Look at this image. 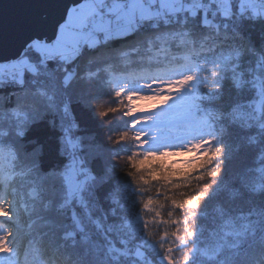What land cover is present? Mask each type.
<instances>
[{"label": "snow or ice", "instance_id": "snow-or-ice-1", "mask_svg": "<svg viewBox=\"0 0 264 264\" xmlns=\"http://www.w3.org/2000/svg\"><path fill=\"white\" fill-rule=\"evenodd\" d=\"M8 9L0 264H264V0Z\"/></svg>", "mask_w": 264, "mask_h": 264}, {"label": "water", "instance_id": "water-1", "mask_svg": "<svg viewBox=\"0 0 264 264\" xmlns=\"http://www.w3.org/2000/svg\"><path fill=\"white\" fill-rule=\"evenodd\" d=\"M17 0H2V3H0V8H3L5 11H8V5L16 3Z\"/></svg>", "mask_w": 264, "mask_h": 264}, {"label": "rangeland", "instance_id": "rangeland-1", "mask_svg": "<svg viewBox=\"0 0 264 264\" xmlns=\"http://www.w3.org/2000/svg\"><path fill=\"white\" fill-rule=\"evenodd\" d=\"M171 159H172L173 162H176V161H181L182 162L183 160L190 159V154L189 155H184V156H172Z\"/></svg>", "mask_w": 264, "mask_h": 264}, {"label": "trees", "instance_id": "trees-1", "mask_svg": "<svg viewBox=\"0 0 264 264\" xmlns=\"http://www.w3.org/2000/svg\"><path fill=\"white\" fill-rule=\"evenodd\" d=\"M171 158H172V157H171ZM171 158H169V160H168L167 162L170 163V164L175 163V162L172 161Z\"/></svg>", "mask_w": 264, "mask_h": 264}]
</instances>
